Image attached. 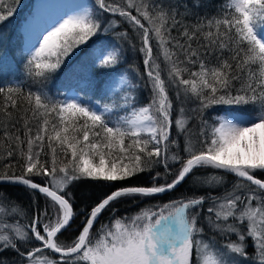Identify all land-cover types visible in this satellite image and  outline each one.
Here are the masks:
<instances>
[{"label": "snow or ice", "instance_id": "snow-or-ice-1", "mask_svg": "<svg viewBox=\"0 0 264 264\" xmlns=\"http://www.w3.org/2000/svg\"><path fill=\"white\" fill-rule=\"evenodd\" d=\"M15 10L0 0V24ZM109 35L85 61L115 69L131 50L143 71L133 61L110 73L95 101L51 94L65 60ZM26 53L20 76L0 82V184L27 190L32 211L0 189V264H264V0H92ZM144 173L147 184L114 187ZM84 180L110 190L77 209ZM186 183L116 215L121 200Z\"/></svg>", "mask_w": 264, "mask_h": 264}, {"label": "trees", "instance_id": "trees-1", "mask_svg": "<svg viewBox=\"0 0 264 264\" xmlns=\"http://www.w3.org/2000/svg\"><path fill=\"white\" fill-rule=\"evenodd\" d=\"M33 0H20L18 6L13 4V0H4V3L7 7H15L16 10L14 15L0 24V33L3 34V39L0 40V82L11 81L16 77L20 76L23 71V63L26 58V55L21 53V33L19 32L22 21L25 19L27 12L31 10V4ZM168 2V0H166ZM190 2V0H189ZM220 0H213V4L219 3ZM204 9H201L203 12ZM209 12L215 11L213 7L208 9ZM135 14V13H133ZM104 38L105 40L111 41L112 37L109 36H95L88 41L87 44L83 45L80 48V52L69 59L63 64L59 71L52 77L51 81L48 84V90L51 94H59L60 98H63L64 91L67 87L75 85V90L80 94L84 99L91 98L92 100H97L103 94L106 89V85L109 79L112 77L110 73L112 72H121L128 67L129 64L135 61L142 67V57L134 51H126L125 60L122 61L115 69L109 68H99L96 67V62L91 58L85 61V54L89 52L95 42ZM138 44V42H137ZM87 67V75L85 79V85L81 88V74L82 70ZM78 86V87H77ZM139 99L142 103H147L148 100V90L141 88L138 92ZM212 114H221L224 112L223 106H220L214 110H210ZM258 178H264V173H258ZM150 180V175L147 173L140 174L137 177L132 178L128 181L115 182L114 187H119L126 184H147ZM0 189L7 192L14 200L18 201L25 210L31 214V201L32 197L27 190L21 186L13 187L11 185H0ZM185 189H189V185L186 183L181 188L177 189L176 192L162 194L160 196L154 197L152 199H143L136 198L134 203L132 199L121 200L115 206L118 208L116 213L117 216L127 215L138 211L140 208L145 206H150L154 204H162L168 202L171 199L176 198L181 192ZM109 187L103 183H96L89 180L81 181L73 191L76 197V207L77 209L83 207L84 201L89 198H95V195L100 192L109 191ZM199 194L206 192V189H198ZM217 192H220V189H216ZM37 203L39 204L40 209H43L45 206V199L43 195L37 194L35 197ZM109 213L105 212L101 217V220H106ZM81 221V217L77 216L73 228H76ZM98 227V225H97ZM75 232H67L61 239H65L69 236H74ZM8 257H14L15 253L7 252L5 253Z\"/></svg>", "mask_w": 264, "mask_h": 264}, {"label": "rangeland", "instance_id": "rangeland-1", "mask_svg": "<svg viewBox=\"0 0 264 264\" xmlns=\"http://www.w3.org/2000/svg\"><path fill=\"white\" fill-rule=\"evenodd\" d=\"M36 1H40V3H36ZM70 1L71 2L75 1L81 7L83 6L82 9H84L85 7H88L91 4V2H92V0H33L32 4H31V6H32L31 10H30V12H27L26 17L22 21L21 26H20L19 32L21 33L22 41H21V48L18 51H20L21 53L27 55L26 49L29 47L30 43L33 40H35V38L39 35L40 32H42L45 28L48 27V25H50L53 21L56 20V18H54L55 20L54 19H52V20L50 19V17L53 16L56 13V11H57V8H56L55 4L57 2H70ZM76 11H81V10H78L76 8ZM100 42H109V40H105L104 38H100V39H98L95 42V44L98 45ZM80 48H77L65 60V62H67L73 56L77 55L80 52ZM92 60H94V59H92ZM123 71H121L119 73H123ZM86 77H88V75H87V67L82 70V74H81L80 79L82 80V79H85ZM112 80H113V77H111L109 79V81H108V83L106 85V88L108 87L109 82H111ZM117 82H118V80H117ZM80 85H82L81 88H83L84 85H85V80H82L81 84H79V86ZM74 87H76V86L75 85H71V86L67 87L66 91H64L63 97L65 95H71V94H77V95L80 96V94L75 90ZM221 114H225V112H223ZM218 239H219V237H218ZM232 239H235V236H233ZM247 251L249 253L253 252V248L251 247V241H249V247H248ZM245 264H251V262H245Z\"/></svg>", "mask_w": 264, "mask_h": 264}, {"label": "bare ground", "instance_id": "bare-ground-1", "mask_svg": "<svg viewBox=\"0 0 264 264\" xmlns=\"http://www.w3.org/2000/svg\"><path fill=\"white\" fill-rule=\"evenodd\" d=\"M36 3H40V1H36ZM57 11L56 13L50 17V19H58L60 16L64 15L65 13H71L72 11H76V8L78 10H83V6L81 7L78 3H76L75 1L73 2H57L55 4ZM55 20V19H54Z\"/></svg>", "mask_w": 264, "mask_h": 264}, {"label": "water", "instance_id": "water-1", "mask_svg": "<svg viewBox=\"0 0 264 264\" xmlns=\"http://www.w3.org/2000/svg\"><path fill=\"white\" fill-rule=\"evenodd\" d=\"M0 185H8V184H0Z\"/></svg>", "mask_w": 264, "mask_h": 264}]
</instances>
